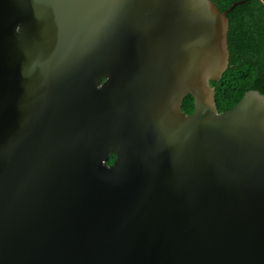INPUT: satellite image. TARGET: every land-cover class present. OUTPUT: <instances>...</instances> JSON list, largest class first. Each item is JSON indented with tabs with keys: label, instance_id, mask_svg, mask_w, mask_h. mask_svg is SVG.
<instances>
[{
	"label": "water",
	"instance_id": "1",
	"mask_svg": "<svg viewBox=\"0 0 264 264\" xmlns=\"http://www.w3.org/2000/svg\"><path fill=\"white\" fill-rule=\"evenodd\" d=\"M242 2L0 0V264H264V95L210 84Z\"/></svg>",
	"mask_w": 264,
	"mask_h": 264
},
{
	"label": "trees",
	"instance_id": "2",
	"mask_svg": "<svg viewBox=\"0 0 264 264\" xmlns=\"http://www.w3.org/2000/svg\"><path fill=\"white\" fill-rule=\"evenodd\" d=\"M225 11L239 0H212ZM228 67L222 76L211 80L218 111L230 109L248 90L264 95V0H243L228 13ZM193 97L186 95L181 104L185 113L193 110ZM115 154L111 153L108 164Z\"/></svg>",
	"mask_w": 264,
	"mask_h": 264
}]
</instances>
